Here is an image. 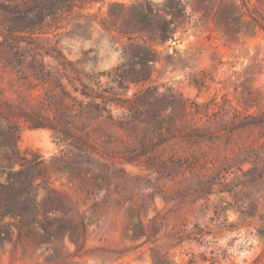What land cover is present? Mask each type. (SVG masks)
I'll return each mask as SVG.
<instances>
[{"label": "rangeland", "instance_id": "obj_1", "mask_svg": "<svg viewBox=\"0 0 264 264\" xmlns=\"http://www.w3.org/2000/svg\"><path fill=\"white\" fill-rule=\"evenodd\" d=\"M42 1L0 0V133L17 125L20 151L46 159L31 194L64 193L86 230L78 248L9 227L0 264H264V0H69L8 33L2 6ZM147 6L170 38L141 32ZM79 79L119 103L114 117L139 108L135 127L79 112L89 99ZM146 88L151 103L133 101ZM35 117L45 126H30ZM50 125L88 142L89 170L58 167L76 148ZM7 152L1 182L19 167Z\"/></svg>", "mask_w": 264, "mask_h": 264}, {"label": "trees", "instance_id": "obj_2", "mask_svg": "<svg viewBox=\"0 0 264 264\" xmlns=\"http://www.w3.org/2000/svg\"><path fill=\"white\" fill-rule=\"evenodd\" d=\"M67 1L69 0H43L23 9L17 5L2 6L3 11L9 15L8 33L42 24L45 17L52 16L55 10ZM153 12L150 6L137 12L139 29L160 41L170 38L164 25L160 27L159 33L153 31L150 18ZM138 36L145 38L140 33ZM139 64L146 70L147 64L144 61H140ZM116 76L121 78L120 74ZM79 81L81 83L80 94L84 98H89L85 102H79V112L85 111L89 116L104 117L119 128L135 127L134 121L139 117V108L131 103L129 110L131 108L134 110L125 119L114 117L110 107L112 104L119 103L94 91L82 79ZM150 93L151 89L146 88L135 94L133 101L137 100L141 105L150 104L151 99L147 96ZM97 99H100V102ZM170 99L173 102V98ZM30 126L41 127L45 124L35 117L31 119ZM50 126L55 130L53 138L56 143L63 144L68 138L73 137L67 127ZM0 134V146L8 148L6 157L12 160L14 165H19L18 168L9 172L6 181H0V235L9 238L12 232L8 228L13 227L17 232L18 240L25 236L35 244L55 246L67 238L79 248L84 238L86 224L83 218L76 221L72 217L67 196L52 188H45V193L41 196L31 194L33 187L37 188L41 182L46 180V159L37 150L20 151L17 146L19 138L17 125L9 123ZM194 134L200 137L203 133L196 130ZM72 145L76 148L73 152L74 156L67 159L63 155L57 156L54 157V161L58 162L59 168H65L71 174L79 176L81 170L86 171L90 168L89 166L83 167L82 161L89 164L92 157L87 152L86 147L89 145L85 139L74 136ZM36 213L42 215L37 221L38 229L34 227ZM5 218L8 220L1 223Z\"/></svg>", "mask_w": 264, "mask_h": 264}]
</instances>
